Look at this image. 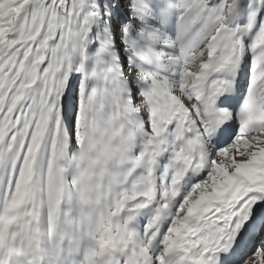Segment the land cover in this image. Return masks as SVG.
<instances>
[{
  "label": "snow or ice",
  "instance_id": "snow-or-ice-1",
  "mask_svg": "<svg viewBox=\"0 0 264 264\" xmlns=\"http://www.w3.org/2000/svg\"><path fill=\"white\" fill-rule=\"evenodd\" d=\"M126 28L159 36L179 75L145 77L147 116L127 136L141 154L84 214L58 164L97 123L74 73ZM104 71L101 58L93 79ZM104 98L120 120L124 93ZM68 225L103 264H264V0H0V264H78Z\"/></svg>",
  "mask_w": 264,
  "mask_h": 264
},
{
  "label": "rangeland",
  "instance_id": "rangeland-1",
  "mask_svg": "<svg viewBox=\"0 0 264 264\" xmlns=\"http://www.w3.org/2000/svg\"><path fill=\"white\" fill-rule=\"evenodd\" d=\"M129 27L131 26L129 25ZM104 30L107 32L106 26ZM92 33L96 35L97 29L93 28ZM174 34L173 31L169 35ZM113 35L115 34L109 33L107 39L100 44L93 43L90 45L85 69L82 73H74V75L89 81V95H93V89H95L96 102L90 115L98 123L110 120L117 111H120L111 98H104V93L117 89L124 93L127 102L123 105L124 111L120 119L123 130L127 134L138 133L139 128H143V120L147 116L146 106H140L136 100L137 96L143 99L150 91V81L145 77L157 75L170 81L178 77V63L168 62L165 64L164 62L166 55L175 56L176 53L171 48H153V45L160 40V37L154 35L153 32L136 30L129 33L127 28L123 33L116 36L115 48L107 49V46L112 43ZM101 47H105L107 50L101 53ZM145 49L150 50L152 54L146 55ZM101 58L105 61V71L99 74L102 79L97 81L93 77L96 75L97 62ZM161 68L165 69V75L161 74ZM130 86L133 87L131 93L128 92ZM128 96H131L130 100L127 99ZM129 102H133L131 108L128 106ZM135 153L136 158H138L141 154L139 146L135 148Z\"/></svg>",
  "mask_w": 264,
  "mask_h": 264
},
{
  "label": "clouds",
  "instance_id": "clouds-1",
  "mask_svg": "<svg viewBox=\"0 0 264 264\" xmlns=\"http://www.w3.org/2000/svg\"><path fill=\"white\" fill-rule=\"evenodd\" d=\"M128 134L124 132L120 120L106 121L90 125L83 136V146L79 144L58 160L60 167L68 170L69 175H75L77 186L82 196L76 201V206L88 214L94 207L106 206L109 198V188L115 191L116 181L123 182V173L134 167L135 149H130L127 142ZM73 219L79 221V215ZM67 227V237L64 246L69 243L74 248L79 247L76 259L78 264H103L100 247L92 251L91 242L81 239L78 231L74 232L71 225ZM34 243V242H33Z\"/></svg>",
  "mask_w": 264,
  "mask_h": 264
},
{
  "label": "bare ground",
  "instance_id": "bare-ground-1",
  "mask_svg": "<svg viewBox=\"0 0 264 264\" xmlns=\"http://www.w3.org/2000/svg\"><path fill=\"white\" fill-rule=\"evenodd\" d=\"M163 69H164V68H161V70H163ZM140 129H142V127H140V128H139V130H140ZM167 159H168V158H167V157H165V158H164V162H166V161H167Z\"/></svg>",
  "mask_w": 264,
  "mask_h": 264
},
{
  "label": "trees",
  "instance_id": "trees-1",
  "mask_svg": "<svg viewBox=\"0 0 264 264\" xmlns=\"http://www.w3.org/2000/svg\"><path fill=\"white\" fill-rule=\"evenodd\" d=\"M136 41H138V40H136Z\"/></svg>",
  "mask_w": 264,
  "mask_h": 264
}]
</instances>
